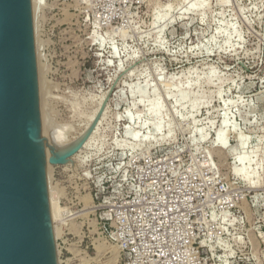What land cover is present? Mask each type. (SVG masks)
Segmentation results:
<instances>
[{"label":"rangeland","instance_id":"rangeland-1","mask_svg":"<svg viewBox=\"0 0 264 264\" xmlns=\"http://www.w3.org/2000/svg\"><path fill=\"white\" fill-rule=\"evenodd\" d=\"M33 26L48 154L56 130L61 143L84 139L47 169L56 264H123L104 200L158 151L239 185L220 264H264V0H43ZM218 130L230 148L243 139L245 179L237 155L213 146Z\"/></svg>","mask_w":264,"mask_h":264},{"label":"built area","instance_id":"built-area-1","mask_svg":"<svg viewBox=\"0 0 264 264\" xmlns=\"http://www.w3.org/2000/svg\"><path fill=\"white\" fill-rule=\"evenodd\" d=\"M181 161L159 151L135 161L127 186L104 200L101 221L123 264H220L225 257L224 226L245 196L213 165L194 170Z\"/></svg>","mask_w":264,"mask_h":264},{"label":"water","instance_id":"water-1","mask_svg":"<svg viewBox=\"0 0 264 264\" xmlns=\"http://www.w3.org/2000/svg\"><path fill=\"white\" fill-rule=\"evenodd\" d=\"M37 88L31 2L0 0V264H56L45 164L84 141L46 161Z\"/></svg>","mask_w":264,"mask_h":264},{"label":"bare ground","instance_id":"bare-ground-1","mask_svg":"<svg viewBox=\"0 0 264 264\" xmlns=\"http://www.w3.org/2000/svg\"><path fill=\"white\" fill-rule=\"evenodd\" d=\"M41 1H43V0H30V2H31V9H32V19L34 20L35 19V14H36V9H37V7L41 4ZM34 27V26H33ZM35 28L36 27H34L33 29H34V31L33 32H35L36 30H35ZM37 49L38 48H35V55L38 53L37 52ZM39 68V67H38ZM38 68H37V71H39L38 70ZM38 73V72H37ZM38 75V74H37ZM38 77V76H37ZM39 79V78H38ZM39 84H40V82H38ZM40 103V102H39ZM41 105V104H40ZM225 120H226V118H225ZM42 122V121H41ZM43 124V123H42ZM224 125H225V123H224ZM223 125V126H224ZM45 130V129H44ZM43 130V131H44ZM59 130V129H58ZM220 130V129H219ZM217 131V137L216 138H214L213 139V146L214 147H218V148H220V149H229L230 151H231V153H235L237 156H236V161L233 163V165H232V167H231V171L234 173V174H237V175H239V176H241L242 178H246V176H249L248 175V172L250 171H252L251 170V166L252 165H250V164H253L252 163V161L250 160L251 158H250V156H249V153H248V151H247V149H242L241 148V143L243 142V139H240V137H239V134H238V138H239V144L237 145V148L236 149H234V148H230L231 147V144H230V142H229V138H228V140L226 141V139L224 138V137H219L220 135H219V132L220 131ZM55 131V130H54ZM53 131V132H54ZM50 132V131H49ZM48 132V133H49ZM56 132L58 133V132H60V131H57L56 130ZM45 133V132H44ZM57 133H55V134H53V136H51L52 137V143H51V152L49 151V154H48V148H47V144L45 143V140H44V135L45 134H43V132H42V138H43V141H44V148H45V156H46V161H47V159H49L50 157H52L54 154H56V153H58L59 151H64V150H67V149H69V148H71L72 146H74L77 142H78V140H77V142L75 143L74 142V144H72V141L71 140H68V141H65V142H60L61 141V139L63 138L62 137V134L60 135L62 138H59V134H57ZM62 133V132H61ZM64 133V132H63ZM50 134H52V131H51V133ZM49 134V135H50ZM65 135V134H64ZM48 136V135H47ZM244 136V135H243ZM246 137V136H245ZM48 138H50V137H48ZM65 138V137H64ZM219 138L222 140V142L221 141H219ZM246 138H248V137H246ZM66 139V138H65ZM64 139V140H65ZM51 140V139H50ZM64 140H62V141H64ZM67 140V139H66ZM48 143V142H47ZM50 143V142H49ZM61 143V144H60ZM227 143V146H224L225 144ZM48 145H50V144H48ZM77 157V156H76ZM242 157H244V159L243 160H241L240 158H242ZM73 158V157H72ZM71 159V158H70ZM70 159L68 160V161H70ZM67 164V163H66ZM65 165V164H64ZM49 166H51V165H48L47 163L45 164V174H46V182H47V173H48V171H47V169L49 168ZM52 167H54V166H52ZM248 167V168H247ZM51 168V167H50ZM238 169H244V171H242V173H238ZM48 192V194H47V197H48V210H49V215H50V220H51V232H52V236H53V239L55 238L56 239V237H57V229H56V216L54 215L55 213H56V210H54V209H52L54 206H52L50 203H51V201H52V197H51V193L49 192V190L47 191ZM90 210V209H89ZM75 216V215H74ZM58 227V226H57ZM54 241V240H53Z\"/></svg>","mask_w":264,"mask_h":264}]
</instances>
